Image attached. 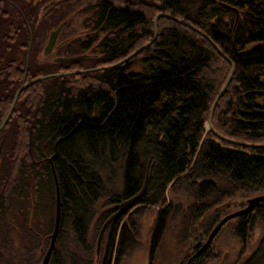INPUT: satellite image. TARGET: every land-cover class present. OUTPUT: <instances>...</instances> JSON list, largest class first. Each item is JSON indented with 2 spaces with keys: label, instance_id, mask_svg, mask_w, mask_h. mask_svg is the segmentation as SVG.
I'll return each instance as SVG.
<instances>
[{
  "label": "trees",
  "instance_id": "1",
  "mask_svg": "<svg viewBox=\"0 0 264 264\" xmlns=\"http://www.w3.org/2000/svg\"><path fill=\"white\" fill-rule=\"evenodd\" d=\"M0 1L2 19L20 30L14 45L23 42L16 83L11 91L0 88V125L23 84L46 74L96 68L42 79L21 91L0 131L1 232L10 220L19 225L17 212L20 228L34 221L30 212L42 197L53 213L55 169L62 196L58 241L69 223L77 245L88 248L91 219L102 201L116 204L134 196L149 176L138 204L159 207L152 264L174 204L170 190L184 189L199 206L220 195V213L208 220L195 244L204 242L229 206L243 207L247 196L264 192V0H64V6H85L90 13L84 37L76 38L66 55H87L29 67L30 31L14 6ZM221 2L236 6L240 16ZM164 13L207 33L235 63L212 118L220 136L205 126L233 64L209 38L177 19L161 15L156 28V16ZM156 30L151 44L114 65L150 42ZM106 164L122 170L119 192L109 190ZM113 212L114 207L103 211L99 221L104 224ZM234 219L246 241L256 220L264 222V203ZM49 222L54 227L52 215ZM119 222L107 229L108 257L102 264L112 263ZM260 247L244 264L264 262V237ZM50 264H61L57 247Z\"/></svg>",
  "mask_w": 264,
  "mask_h": 264
},
{
  "label": "rangeland",
  "instance_id": "2",
  "mask_svg": "<svg viewBox=\"0 0 264 264\" xmlns=\"http://www.w3.org/2000/svg\"><path fill=\"white\" fill-rule=\"evenodd\" d=\"M84 7L64 12V16H69L70 20L60 35V41L67 38H74L75 40L78 37H84V32L87 31L86 19L90 15V13L84 11L86 10V7ZM55 28L54 25L49 30L48 38L50 32ZM87 53L94 52L91 50ZM205 128L209 130V123L206 124ZM102 168L109 184V190L119 192L122 185V170L120 167L106 164ZM255 194L258 193H252L247 198ZM169 196L174 198H172L174 204L168 214L166 231L152 264H185L187 255L193 251L195 243L208 220L215 218L220 213L219 193L215 194V197L206 200L207 203L203 206H199L184 189L170 190ZM106 202V199L102 201L99 207L100 213H96L91 219L88 248H81L77 245L71 225L65 223L61 238L56 245L61 264L103 263L108 248L109 233L106 230L98 254L99 233L103 227L99 220L103 211L105 212L114 207V204H107ZM48 208V199L42 197L38 206L30 212V217H35V220H30L22 228L19 226L21 223L20 214L15 212L19 225L17 224L18 226L15 229L13 227L11 230V238L7 241L4 240V235L9 230H5L4 234H0V264L42 263L54 229L53 226H50L49 220L52 215L55 223L56 202L52 214ZM239 208H241L240 205L232 204L219 217L222 218L229 212ZM158 211V206L137 205L124 215L117 225L118 231L115 234L116 249L111 264H151L150 244ZM237 223V219H232L226 223L215 237L206 255L195 264H244L259 250L264 237V222L260 219L256 220L246 241H243L237 233ZM123 227H125L123 242L119 246V238ZM213 227L210 228L206 237H208ZM117 254L120 255V258L116 261Z\"/></svg>",
  "mask_w": 264,
  "mask_h": 264
},
{
  "label": "flooded vegetation",
  "instance_id": "3",
  "mask_svg": "<svg viewBox=\"0 0 264 264\" xmlns=\"http://www.w3.org/2000/svg\"><path fill=\"white\" fill-rule=\"evenodd\" d=\"M8 1L21 14L22 18L24 19V24L28 27L30 31V39L27 45L26 67H29L32 64L47 65L49 62H61L60 61L61 57L69 56L66 55V50L69 48L70 44L74 41V38L73 39L67 38L61 41L59 39L63 29L68 25V21L70 20L69 16L67 17L64 16V12L70 10L73 11L77 10L81 8V6H70V5L64 6L63 5L64 0H8ZM1 3L3 2L0 1V4ZM54 25L56 26V28L50 32L48 38V32ZM60 26H62L61 30L57 34V37L54 40V42L51 43L52 34ZM19 28L20 29L22 28V24H20ZM9 29L12 30L11 33L9 32ZM18 32H20V30L19 31L17 30L15 23L2 19L0 15V88L3 87V89L6 91H11L12 88L14 87L17 80L16 78L17 72L14 70L17 68V63L18 62L21 63V59L23 57V42L22 41L20 42V46L18 48L13 43L15 42L14 35ZM12 35H13V39L11 38ZM15 97L16 94L14 96V100ZM5 139L6 136L1 138L2 141H4ZM3 152L4 150L0 145V163L2 160ZM116 204H114V212L116 211V207H115ZM8 217L10 220L11 215H8ZM117 220L120 221V219H115L114 221ZM13 227L15 229L16 225L10 220L9 227H5L4 231L2 232L0 231V234H4L5 230L6 231L9 230L8 233L4 235L5 241L11 238V230L13 229ZM204 242L200 244L199 243L195 244L193 251H191L187 255L186 262L191 256L194 255V253L201 247V245ZM207 252L208 251L194 258L192 264H195L196 262L200 261V259L203 258ZM107 257H108V251L106 252L104 258L107 259Z\"/></svg>",
  "mask_w": 264,
  "mask_h": 264
},
{
  "label": "water",
  "instance_id": "4",
  "mask_svg": "<svg viewBox=\"0 0 264 264\" xmlns=\"http://www.w3.org/2000/svg\"><path fill=\"white\" fill-rule=\"evenodd\" d=\"M221 4L224 6V7H227L229 9H233L237 12V15L238 17L240 16V10L236 7V6H233L229 3H226V2H221ZM161 15H168L174 19H177L189 26H191L192 28L198 30L199 32H201L204 36H206L207 38H209V40L214 44V46L217 48V50L226 58H228L232 64H233V69H232V72H231V75L229 77V79L227 80L226 84L224 85L223 89L221 90V92L219 93L218 97L216 98L214 104H213V107H212V111H211V118H210V121H209V126L211 130L214 131L215 134H217L218 136H220V134L214 129L213 127V124H212V118H213V114H214V111H215V108L218 104V101L220 100V98L222 97L223 93L225 92L226 88L228 87V85L230 84L232 78H233V75H234V71H235V63L233 60H231L223 51L222 49L218 46V44L213 40V38H211L207 33H205L204 31H202L201 29L195 27L194 25H191L181 19H178L177 17L173 16V15H170V14H158L156 19H155V27L157 28L156 26V23H157V20L159 18V16ZM62 26H60L53 34H52V37H51V43L54 42V40L56 39L57 37V34L59 33V31L61 30ZM157 37V30H156V34L154 36V38L148 42L147 44H145L144 46L140 47L139 49H137L135 52H133L132 54H130L129 56H127L125 59L121 60L120 62L114 64V65H118V64H121L129 59H131L133 56H135L137 53H139L143 48H145L146 46H148L149 44H151L155 38ZM87 54H81V55H74V56H65V57H61L60 58V61H73V60H78V59H81L82 57H85ZM96 68H88V69H82V70H76V71H68V72H63V73H52V74H46V75H43V76H40L38 78H35L31 81H29L28 83H26L25 85L21 86L18 90H17V93H16V97H15V100H14V103L11 107V109L9 110L6 118L4 119L3 123L0 125V131L4 128V126L6 125V123L8 122L11 114H12V111H13V108L19 98V95L21 93V91L33 84L34 82L36 81H40L42 79H47V78H50V77H54V76H59V75H64V74H73V73H81V72H86V71H90V70H95ZM241 145H249V144H246V143H243V142H237ZM253 146H260V145H253ZM50 160L53 161V156L50 157ZM54 175H55V181H56V217H55V223H54V229H53V232L51 234V240H50V244H49V247L43 257V260H42V263L41 264H50L51 261H52V257L54 255V252L56 250V245H57V242H58V238H59V234H60V230H61V226H62V196H61V188H60V185H59V181H58V178H57V174H56V171L54 169ZM148 183H149V176H147L146 178V181H145V184L142 188V190L135 194L134 196H131L125 200H122L120 202H118L116 204V211L114 213H112L108 218L107 220L104 222L103 224V227L101 228V231L99 233V239H98V252H100V249H101V245H102V241H103V237L105 235V232L107 230V228L109 227V225L115 220V219H122V217L127 213L129 212L132 208H134L135 206L139 205L138 202L142 199V197L144 196V194L146 193L147 191V187H148ZM262 203H264V192L262 193H258V194H255L251 197H249L247 199V202L245 204V206L237 209V210H234L232 212H229L228 214H226L225 216H223L222 218H220V220L216 223V225L211 229L207 239L205 240V242L201 245V247L194 253L193 256H191L187 262L185 264H192V262L194 261V258L202 255L203 253H205L206 251H208L210 249V247L212 246V243L215 239V237L218 235V233L221 231V229L224 227V225L236 218V217H239L243 214H246V213H250L252 212L253 210H255L258 206H260Z\"/></svg>",
  "mask_w": 264,
  "mask_h": 264
}]
</instances>
